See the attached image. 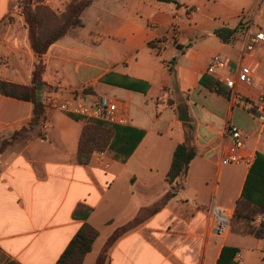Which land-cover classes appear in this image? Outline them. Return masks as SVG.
<instances>
[{
    "label": "crops",
    "instance_id": "crops-1",
    "mask_svg": "<svg viewBox=\"0 0 264 264\" xmlns=\"http://www.w3.org/2000/svg\"><path fill=\"white\" fill-rule=\"evenodd\" d=\"M14 1L21 0H0V81L28 85L35 55L26 28L5 21ZM70 1L38 3L57 12ZM257 13L258 24H264V0L92 1L81 12V25L43 54L40 99L46 94L63 99L82 88L85 99L91 94L114 97L126 108L127 127L142 131V138L124 161L104 150L78 164L82 122L57 110L44 111L26 139L14 140L0 154V264H54L84 222L72 216L79 204L91 208L86 221L102 238L98 245L95 239L82 261L94 264L114 228L139 208L157 203L155 213L113 243L105 264H216L224 245L237 250V264L243 262V245L259 255L255 264H262L264 240L231 228L218 238L207 213L214 200L234 214L251 166L219 165L221 150L249 156L252 162L259 155L255 168L264 172V126L259 128L247 110L264 93V42L242 55L238 30ZM218 28L234 30L232 39H218ZM216 55L222 65L209 74L206 68ZM240 64L251 69L253 81L236 85L237 99L230 107L224 80ZM32 117L29 101L0 94V141ZM226 122L240 130L241 149H233L229 139L221 146ZM179 143L195 155L173 183V196L162 203ZM257 217L256 225L264 220V215Z\"/></svg>",
    "mask_w": 264,
    "mask_h": 264
},
{
    "label": "trees",
    "instance_id": "trees-1",
    "mask_svg": "<svg viewBox=\"0 0 264 264\" xmlns=\"http://www.w3.org/2000/svg\"><path fill=\"white\" fill-rule=\"evenodd\" d=\"M41 1L21 0V15L27 31L28 45L35 55L30 84L20 85L0 81V94L29 101L32 104L33 117L26 126L14 132L9 139L0 141V154L14 140L26 139L29 136V132L40 124L44 104L41 99L39 101L36 100L35 85L36 83H40L41 86L44 84L43 54L50 44L66 34L71 28L81 25V12L94 0H72L64 6L62 11L57 12L38 3ZM156 1L170 2L171 0ZM45 19H49L55 25L46 26ZM240 23H243V21ZM233 32L234 30L232 29L218 28L214 31V34L218 39L226 42ZM213 85L217 89L219 84L214 82ZM129 87L132 89L137 88L132 85H129ZM68 116L81 121L83 124L76 147L78 164H87L94 152L104 150L112 152L115 159L124 161L133 152L143 135L142 131L127 126H119L82 116ZM194 155L193 148L185 143H179L175 146L166 173V182L170 185V189L163 197L162 203L173 196L176 190L173 183L179 176L186 173ZM259 157L258 155L253 160L245 179L241 200L237 203L234 211L231 230L264 240V221H260L257 225L255 224L257 215H264V172L255 168V163ZM159 204L141 209L132 220L114 228L106 238L94 264H105L108 250L113 243L155 213L159 209ZM90 212L91 208L81 204L77 205L73 210L72 216L82 219L84 222L69 240L54 264H82L85 255L91 251L92 244L98 236V231L86 221ZM236 252L235 248L222 246L216 264H237L233 261Z\"/></svg>",
    "mask_w": 264,
    "mask_h": 264
},
{
    "label": "built area",
    "instance_id": "built-area-1",
    "mask_svg": "<svg viewBox=\"0 0 264 264\" xmlns=\"http://www.w3.org/2000/svg\"><path fill=\"white\" fill-rule=\"evenodd\" d=\"M20 5L21 1H15L12 5L11 12H16ZM238 30L243 33L242 55H249L254 50V45L257 42H264V31L256 28L253 24V19L247 21L244 30L240 27H238ZM171 34L173 37L178 36L176 31H173ZM230 39H232V36L228 37V40ZM221 65L222 62L219 56H213L210 64L206 68V72L212 74L214 72V67H219ZM252 81L253 75L251 69L247 65L242 64L239 65L232 77L224 80V84L229 90L228 102L230 107H233L237 99L236 85H249ZM83 90L82 88L79 91H71L68 96L63 99H55L46 94L43 99V112L53 109L67 115L97 119L119 126H127L129 124L126 108L116 98L104 94H91L85 99ZM247 110L256 119L259 128L264 126V93H262L257 101L249 102L247 104ZM42 127L46 128L47 124L43 123ZM228 139L233 149L238 150L242 148L243 137L240 130L230 122L225 123L221 134V146H223ZM100 153L101 151H99V154ZM218 164H240L249 167L252 164V158L241 153L225 155L224 151L221 150L218 154ZM207 213L212 222V235L218 238L225 237L230 229V221L233 212L226 207L218 205L212 200L207 209Z\"/></svg>",
    "mask_w": 264,
    "mask_h": 264
},
{
    "label": "rangeland",
    "instance_id": "rangeland-1",
    "mask_svg": "<svg viewBox=\"0 0 264 264\" xmlns=\"http://www.w3.org/2000/svg\"><path fill=\"white\" fill-rule=\"evenodd\" d=\"M15 2V1H14ZM5 21L6 22H10V23H12V22H15V21H17V22H22L23 23V25H24V27H25V23H24V20H23V18H22V15H21V5H20V7H19V9L16 11V12H10L9 14H8V16L6 17V19H5ZM45 25L46 26H54L55 24H54V22H51L49 19H45ZM260 21H261V17H259V14L257 13L256 15H255V17L253 18V24L257 27V28H259V29H262V28H264V24H261V25H259L258 23H260ZM44 24V23H43ZM127 202H128V200H126V199H124V203H123V209H125L126 208V206H128L127 205ZM155 205V204H154ZM152 205H150V206H147V207H141V208H139L137 211H136V213H134L133 215H131L130 217H129V220L128 221H130V220H132L138 213H139V211L141 210V209H144V208H149V207H151ZM240 210V209H239ZM234 215V214H233ZM233 215H232V218H231V221H230V228H231V226H232V223H233ZM128 221H126L125 223H127ZM124 223V224H125ZM100 230H101V234H102V232H103V229H102V227H100ZM108 237V236H107ZM106 237V238H107ZM102 240V238H97V240H96V245H98V243H100V241ZM106 240V239H105ZM105 242V241H104ZM104 244V243H103ZM103 244H102V246H103ZM102 246H101V248H102ZM93 247H94V245H93ZM95 248H96V246H95ZM95 248H93V251H95L94 249ZM101 248H100V251H101ZM243 248H244V250L242 251V252H240L241 253V257H242V260H243V262L241 261L240 262V264H244V263H246V264H255V261H258L257 259V256H259V255H257V254H254V253H252L251 251H250V249H251V247H249V249L247 250L246 248V246L245 245H243ZM99 251V252H100ZM108 254V253H107ZM262 264H264V262H262Z\"/></svg>",
    "mask_w": 264,
    "mask_h": 264
},
{
    "label": "water",
    "instance_id": "water-1",
    "mask_svg": "<svg viewBox=\"0 0 264 264\" xmlns=\"http://www.w3.org/2000/svg\"><path fill=\"white\" fill-rule=\"evenodd\" d=\"M40 89H41L40 83H36V85H35V96H36L37 101L40 100Z\"/></svg>",
    "mask_w": 264,
    "mask_h": 264
}]
</instances>
